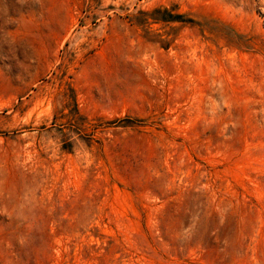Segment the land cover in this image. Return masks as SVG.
Returning <instances> with one entry per match:
<instances>
[{
    "label": "rangeland",
    "instance_id": "obj_1",
    "mask_svg": "<svg viewBox=\"0 0 264 264\" xmlns=\"http://www.w3.org/2000/svg\"><path fill=\"white\" fill-rule=\"evenodd\" d=\"M0 264H264V0H0Z\"/></svg>",
    "mask_w": 264,
    "mask_h": 264
}]
</instances>
